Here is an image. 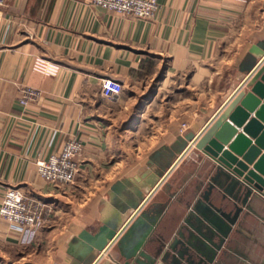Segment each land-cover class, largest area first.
I'll return each instance as SVG.
<instances>
[{
	"label": "crops",
	"instance_id": "0c3cea01",
	"mask_svg": "<svg viewBox=\"0 0 264 264\" xmlns=\"http://www.w3.org/2000/svg\"><path fill=\"white\" fill-rule=\"evenodd\" d=\"M158 3L152 19L83 0H5L0 8V205L16 188L52 207L31 234L0 217V264H84L75 238L101 227L122 233L137 211L158 205H166L159 231L210 252L188 205L211 174L196 142L260 60L250 50L264 45V0ZM103 79L120 81L123 92L105 99ZM24 86L41 97L21 105ZM70 138L83 145L81 172L59 192L36 163ZM250 208L212 264H264V201ZM99 258L89 264L123 263L116 245Z\"/></svg>",
	"mask_w": 264,
	"mask_h": 264
},
{
	"label": "water",
	"instance_id": "95a60500",
	"mask_svg": "<svg viewBox=\"0 0 264 264\" xmlns=\"http://www.w3.org/2000/svg\"><path fill=\"white\" fill-rule=\"evenodd\" d=\"M250 53L260 58L254 71L222 115L215 118L196 142V149L210 162L211 174L207 189L196 193L195 203L188 205L201 218L196 230L213 246L208 247L211 253L192 242L186 243L187 246L183 240L173 239L165 233V226L159 231L166 205H158L137 211L139 215L122 233L101 227L94 233L85 231L75 238L74 245L83 247L76 257L84 264H89L98 252L100 262L114 245L123 260L120 264H212L216 250L228 238L241 214L251 210L253 201H264V45L263 48L255 46ZM216 188L221 189L219 197L213 196ZM212 197L218 198L219 206L212 203ZM137 204L132 209H137ZM203 224L206 227H202ZM203 228H207L212 237L217 236L219 243L206 237ZM180 237L183 238V234Z\"/></svg>",
	"mask_w": 264,
	"mask_h": 264
},
{
	"label": "built area",
	"instance_id": "2783aa9c",
	"mask_svg": "<svg viewBox=\"0 0 264 264\" xmlns=\"http://www.w3.org/2000/svg\"><path fill=\"white\" fill-rule=\"evenodd\" d=\"M91 6L100 7L109 12L126 15L136 19H152L158 13V0H83ZM5 0H0V8ZM45 73H56L57 69L41 66ZM123 92V84L115 79H103L101 94L105 99H113ZM41 92L31 87H22L19 103L23 106L37 101ZM83 145L77 138H70L58 153L46 160L36 163L38 175L55 191L63 192L73 186L81 172L80 155ZM52 207L44 200L28 197L19 189H9L0 205V217L5 219L10 227L20 233L31 234L40 230L48 219Z\"/></svg>",
	"mask_w": 264,
	"mask_h": 264
},
{
	"label": "rangeland",
	"instance_id": "374dc122",
	"mask_svg": "<svg viewBox=\"0 0 264 264\" xmlns=\"http://www.w3.org/2000/svg\"><path fill=\"white\" fill-rule=\"evenodd\" d=\"M72 187V186H71ZM71 187L70 188H68V189H66L65 191H63V192H70V189H71Z\"/></svg>",
	"mask_w": 264,
	"mask_h": 264
}]
</instances>
